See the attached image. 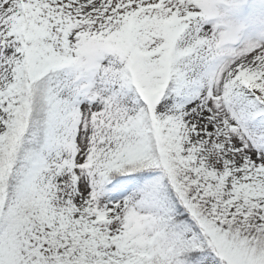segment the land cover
<instances>
[{
  "label": "snow or ice",
  "instance_id": "6c2138e0",
  "mask_svg": "<svg viewBox=\"0 0 264 264\" xmlns=\"http://www.w3.org/2000/svg\"><path fill=\"white\" fill-rule=\"evenodd\" d=\"M0 264H264V0H0Z\"/></svg>",
  "mask_w": 264,
  "mask_h": 264
}]
</instances>
